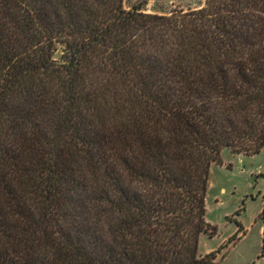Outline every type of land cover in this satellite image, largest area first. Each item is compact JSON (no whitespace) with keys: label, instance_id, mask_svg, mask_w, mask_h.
<instances>
[{"label":"trees","instance_id":"trees-1","mask_svg":"<svg viewBox=\"0 0 264 264\" xmlns=\"http://www.w3.org/2000/svg\"><path fill=\"white\" fill-rule=\"evenodd\" d=\"M122 2L0 0V264H216L209 167L264 147V0Z\"/></svg>","mask_w":264,"mask_h":264},{"label":"rangeland","instance_id":"rangeland-1","mask_svg":"<svg viewBox=\"0 0 264 264\" xmlns=\"http://www.w3.org/2000/svg\"><path fill=\"white\" fill-rule=\"evenodd\" d=\"M205 0H123L124 9L141 6L146 13L168 14L173 10L198 9ZM221 163L209 167L205 191V221L214 228L213 236L201 234L197 254L217 251L216 264H264L259 257L261 222L264 209V147L256 155L231 154L224 149ZM243 231L233 244L228 239Z\"/></svg>","mask_w":264,"mask_h":264}]
</instances>
